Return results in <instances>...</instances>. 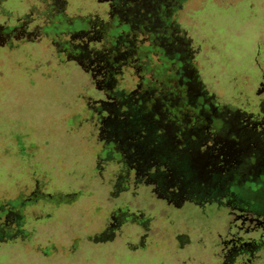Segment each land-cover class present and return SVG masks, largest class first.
<instances>
[{
  "label": "rangeland",
  "instance_id": "1",
  "mask_svg": "<svg viewBox=\"0 0 264 264\" xmlns=\"http://www.w3.org/2000/svg\"><path fill=\"white\" fill-rule=\"evenodd\" d=\"M0 264H264V0H0Z\"/></svg>",
  "mask_w": 264,
  "mask_h": 264
},
{
  "label": "flooded vegetation",
  "instance_id": "2",
  "mask_svg": "<svg viewBox=\"0 0 264 264\" xmlns=\"http://www.w3.org/2000/svg\"><path fill=\"white\" fill-rule=\"evenodd\" d=\"M213 119L215 120V119H219V121L222 123L223 122V118L222 117H220V116H216V117H213ZM237 132L239 133V135L241 136H244V135H249V134H247V132H245L244 134H243V132H242V130L240 131H238V129L237 128H235V127H231L230 128V132L229 133H231V136L232 137H234V135H237ZM238 136V135H237ZM256 138L257 137H254V138H252V139H250V142H249V144L251 145V143H253L252 144V146L253 147H251V146H245V147H240V146H238L237 147V145L239 144V141H238V139H235V140H233L232 141V144H231V146H232V150H234V152L236 151V154L237 153H240L241 155L242 154H244V153H246V155H250V154H252L253 153V150H254V146H256V144H257V140H256ZM234 139V138H233ZM248 158H249V156H248ZM216 181H218V186L219 187H224V186H226V187H229L228 186V184L227 185H225V182L223 181V179H221V178H219V177H217L216 179H214L213 181H212V183L209 185V186H211V185H213Z\"/></svg>",
  "mask_w": 264,
  "mask_h": 264
},
{
  "label": "trees",
  "instance_id": "3",
  "mask_svg": "<svg viewBox=\"0 0 264 264\" xmlns=\"http://www.w3.org/2000/svg\"><path fill=\"white\" fill-rule=\"evenodd\" d=\"M218 184H219L218 181H216L213 185H211L209 187V188H211L209 192L214 191V189L218 188L219 187ZM227 188H228L227 190H229V187H227Z\"/></svg>",
  "mask_w": 264,
  "mask_h": 264
}]
</instances>
